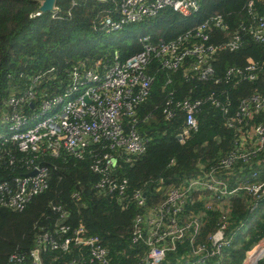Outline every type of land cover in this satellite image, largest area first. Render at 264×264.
<instances>
[{"label": "trees", "instance_id": "1", "mask_svg": "<svg viewBox=\"0 0 264 264\" xmlns=\"http://www.w3.org/2000/svg\"><path fill=\"white\" fill-rule=\"evenodd\" d=\"M41 1L0 0V108L11 92L31 88L33 82L37 95L52 96L73 82L75 65L82 69L97 59L110 60L115 51L124 60L141 50L143 42L157 45L161 40L170 41L201 23H207L208 38H190L181 47L202 41L223 45L233 38L234 32L239 33L238 47L216 49L207 63L212 71L206 77L193 69L194 55H186L175 69L164 67L157 57L149 58L144 71L151 78L150 93L136 107V127L146 139V148L133 154L116 151L113 174L127 178L123 193H108L96 187L99 173L90 165L93 153L101 150L99 145H92V151L80 158L62 150L56 155L50 150L39 152L34 161L48 166V186L34 194L21 209L0 203V264H8L14 252L27 254L40 232H47L58 242L71 234L57 230L55 222L62 218L54 205L66 209L67 224L80 220L87 233L98 235L110 264H148L144 259L146 245L132 240L135 215L147 212L167 197L171 187L208 170L210 165H216L211 166L215 172L226 170L216 160L226 155L239 137V123L229 125L228 115L239 107L241 98L255 91L264 94V41L254 40L248 30L253 21L248 11L249 0H199L198 10L186 15L163 7L153 16L123 23L110 32L101 26L107 15L117 16L114 0H55L56 11L44 12L38 10ZM251 6L257 13L264 12V0H252ZM216 15L222 17L224 26L214 24L211 17ZM144 36L148 39L143 40ZM249 61L254 62L253 69L237 76L228 73L230 67L244 69ZM251 73L255 75L253 78ZM35 77L37 81L33 80ZM210 93L227 101L228 112L205 99ZM170 94L175 98L202 99L195 113L197 128L183 139L176 135L182 131L184 112L176 111L166 118L163 111ZM253 123L256 122L248 120L245 127ZM9 153L10 150L0 153V175L25 172L26 167L18 166V160L31 154L11 152L17 164L13 167L7 163ZM263 154L260 150L257 156ZM258 167L254 162L244 166L241 173ZM234 184L230 180V185ZM135 190L143 193V204L133 198ZM204 194L207 199L192 193L183 210L184 214L190 210L201 214L196 239L206 241L225 213L231 221L227 229L233 235L231 242L220 255L196 262L192 245L184 238L176 242L174 249L166 251L164 262L189 254L195 264H240L256 240L264 236V197L251 209L249 196L233 194L228 196L227 203L217 205L213 192L208 195L205 190ZM206 200L212 202V207L206 206ZM46 244L42 250L44 264H64L70 253ZM70 250L71 254H78L73 244ZM256 264H264V255Z\"/></svg>", "mask_w": 264, "mask_h": 264}, {"label": "built area", "instance_id": "2", "mask_svg": "<svg viewBox=\"0 0 264 264\" xmlns=\"http://www.w3.org/2000/svg\"><path fill=\"white\" fill-rule=\"evenodd\" d=\"M114 1L117 16L107 15L102 20L101 27L106 32L120 28L123 23L153 16L163 7H170L186 15L197 11L200 6L199 0ZM251 5L252 0H249L248 11L253 21L248 30L254 40L264 41V12H255ZM211 18L215 25L224 26L220 15ZM206 24L193 26L175 39L161 40L157 45L149 41L143 42L141 50L124 60L115 51L110 60L97 59L92 65L87 64L82 69L75 65L72 69L73 82L52 96L37 95L33 89L35 82L31 85L32 89L11 92L0 108V153L10 150L7 163L13 167L17 164L11 152L18 150L31 156H22L18 160V166L26 167L25 172L0 175V203L21 209L34 194L48 186V166L34 161L39 152L50 150L56 155L62 150L80 158L92 151L90 147L96 144L103 150L100 153L94 152L91 162V168L99 173L96 186L107 192L123 193L127 187V179L117 178L112 174L117 163L115 151L120 148L131 154L143 152L146 148V139L136 127V107L150 93L151 78L144 71L149 58L157 57L161 65L175 69L186 55H194L193 69L206 77L212 71L207 63L217 48L228 46L234 49L241 43L236 31L233 38L223 45L214 46L202 41L192 43L191 47H181L190 38L201 37L206 40ZM147 39V36L143 37V40ZM249 62L244 69L230 67L228 73L234 72L237 76L244 73V70L253 69L254 62ZM254 76V73L250 74L251 78ZM33 80L37 81V77ZM205 99L218 105L224 113L228 112L226 100L213 93L208 94ZM201 102L200 98H175L172 94L166 98L163 108L166 118L174 116L176 111L184 112V124L179 132L181 139L197 128L195 113ZM228 116L229 125L239 123V137L227 154L216 160L217 165L226 170L215 172L211 166L216 165H210L208 170H201L197 176L171 187L163 201L145 213H137L133 218L132 240L142 241L146 245V263L195 264L189 254L175 261L164 262L166 251L174 249L176 242L184 238L190 241L196 262L220 255L223 248L231 242L233 235L227 233L231 221L225 213L221 214L216 229L208 235L206 241L196 239L202 224L201 214L192 210L187 214L183 213L192 193H196L198 198L207 199L204 191L208 190V195L213 192L217 205L227 203L228 196L233 194L249 196L251 209L264 197V154L262 157L257 156L258 151L264 152V94L255 91L241 98L239 107ZM248 120L256 123L245 127ZM254 162L259 164L258 168L241 173L244 166ZM33 169L35 172L30 173ZM230 180L235 184L230 185ZM73 195L76 196L77 193L74 192ZM133 198L138 204L144 203L140 190L133 192ZM205 204L208 208L212 207L211 201L206 200ZM53 208L62 218L55 222L57 230L71 234L58 242L47 232H40L29 252L12 253L8 264H44L42 250L47 246L46 243L70 253L64 264H110L107 250L101 245L98 235L87 233L80 220L76 224H67V213L63 206L54 205ZM71 244L78 249V254H71ZM263 255L264 236L256 240L240 264H255Z\"/></svg>", "mask_w": 264, "mask_h": 264}, {"label": "water", "instance_id": "3", "mask_svg": "<svg viewBox=\"0 0 264 264\" xmlns=\"http://www.w3.org/2000/svg\"><path fill=\"white\" fill-rule=\"evenodd\" d=\"M54 6H55V0H42L38 7V10L41 12L48 11V10H54ZM84 98L86 100L88 99L87 97H84ZM176 137L180 139L181 135L177 134ZM34 172H35V169L30 171V173H34Z\"/></svg>", "mask_w": 264, "mask_h": 264}, {"label": "clouds", "instance_id": "4", "mask_svg": "<svg viewBox=\"0 0 264 264\" xmlns=\"http://www.w3.org/2000/svg\"><path fill=\"white\" fill-rule=\"evenodd\" d=\"M179 134V133H178ZM181 135V134H180ZM181 139V138H180ZM97 145V144H96ZM92 147V146H91ZM90 147V148H91ZM100 147V146H99ZM91 150H92V148H91ZM100 150H101V152L103 151L101 148H100ZM116 151H122L120 148L119 149H117ZM116 151H115V153H116ZM124 152V151H123ZM125 153V152H124ZM141 153V152H140ZM131 154H133V153H131ZM116 155H117V153H116ZM118 157V156H117ZM117 164V163H116ZM91 166V165H90ZM115 168H116V165H115V167H114V169H113V172H114V170H115ZM113 172H112V174H113ZM114 175V174H113ZM115 176V175H114ZM116 177V176H115ZM118 178V177H117ZM127 179V178H126ZM97 187V186H96ZM99 188V187H98ZM102 189V188H101ZM104 190V189H103ZM105 191V190H104ZM105 192H107V191H105ZM76 193V192H75ZM108 193H110V192H108ZM143 194V193H142ZM74 196V195H73ZM144 196V195H143ZM231 196V195H230ZM247 257V256H246Z\"/></svg>", "mask_w": 264, "mask_h": 264}, {"label": "rangeland", "instance_id": "5", "mask_svg": "<svg viewBox=\"0 0 264 264\" xmlns=\"http://www.w3.org/2000/svg\"><path fill=\"white\" fill-rule=\"evenodd\" d=\"M250 264V263H249ZM256 264V263H255Z\"/></svg>", "mask_w": 264, "mask_h": 264}]
</instances>
